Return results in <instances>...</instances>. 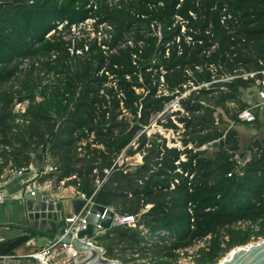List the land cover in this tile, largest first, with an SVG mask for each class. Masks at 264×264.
Here are the masks:
<instances>
[{"label":"trees","instance_id":"obj_1","mask_svg":"<svg viewBox=\"0 0 264 264\" xmlns=\"http://www.w3.org/2000/svg\"><path fill=\"white\" fill-rule=\"evenodd\" d=\"M119 4L0 0V177L28 170L36 159L53 168L41 182L65 181L94 204L134 218L135 227H112L94 240L105 259L179 264L178 251L203 242L193 264H218L264 239V132L242 150L233 127L261 126L258 109L253 123L237 116L249 107L242 91L256 88L264 70V0ZM88 18L111 26L105 49L47 37L58 24L66 22V30ZM152 25L160 26V38ZM23 60L32 62L25 80L7 87ZM34 63L54 81L37 83ZM249 73L257 75L240 77ZM15 99L29 102L22 124L15 123ZM158 116L163 130L182 131L180 148L146 134ZM122 153L140 154L142 162L124 161L104 180L103 170ZM97 180H104L99 188Z\"/></svg>","mask_w":264,"mask_h":264},{"label":"built area","instance_id":"obj_2","mask_svg":"<svg viewBox=\"0 0 264 264\" xmlns=\"http://www.w3.org/2000/svg\"><path fill=\"white\" fill-rule=\"evenodd\" d=\"M119 2L120 0H107V4L109 7L120 8ZM65 26H67L66 22L62 24H58L56 28L57 31L50 32L47 35V37L55 34L61 40L65 42H70L72 48L74 47V44L76 42L83 41L85 44L96 42L98 45L102 46L103 49H105V47L102 45L103 42L110 41V39L112 38L111 26H109L106 23H98L97 19L95 18H88L81 23L71 25L66 30H64ZM151 28L154 31V34L158 38H160L161 37L160 26L152 25ZM129 44L131 45V42ZM72 50L73 49H70L71 53H72ZM85 50H87V46L85 47ZM78 53L80 52L77 51V54ZM52 58H54V56H52ZM34 64L35 66H37L36 63ZM31 65H32L31 61L23 60L19 66L20 73H22L27 66L30 69ZM40 75L43 78L42 85H45L47 83H51L54 81L53 74L44 75V73H41ZM256 75L257 73H249V74H245L240 77H242L243 79H253ZM260 76L261 78L257 81V88L259 90H258V95L256 98V103L253 106H251L249 109L238 113L237 118L242 123H253L255 120L253 111L256 109L261 110L264 108V70L260 72ZM232 79L234 78L233 77L226 78L222 81H230ZM35 100L37 102H40L41 98L37 96ZM28 103H29L28 100H25L23 102H19L16 99L14 100V103L12 106V112L13 114L17 116V119L15 120L16 124H22L23 121L21 119V116L26 113ZM175 107H177L176 104H175ZM78 152L82 153L81 149H79ZM121 155L114 161V164L109 169L103 170L102 173L104 176V180L110 175V173L113 170H115L116 167L118 168L123 165L124 160ZM52 170L53 168L47 167L45 173L51 172ZM23 172H24L23 170H19V171L13 172L12 174L16 176H22ZM104 180L102 182L98 180L96 181L97 188L100 187L101 183H103ZM51 188H52L51 182L46 181L43 184L38 185L36 190L30 191V196L34 197L37 195L38 192L43 193V192L48 191ZM7 197L8 196L6 192L2 188H0V204H3L6 201ZM78 197L84 202V207L82 208V210L77 216H73L72 218H67L65 220V222L68 223V227L65 229L60 240H57V241L54 240L49 243H46L43 246L39 247L36 251H28L24 254H16L13 252L10 254L1 255L0 264H84L89 258L88 251L79 250L71 242L77 239L78 232L86 230V227H87L86 217L89 214L90 207L94 203L92 201V197L87 198L84 194H78ZM43 201L46 203H50L49 200H45L44 198H43ZM112 223L114 224L113 227L122 226V225H128L130 227H135L134 218L120 217L116 215L115 213H114V219ZM248 225H249L248 223H243V224L238 223L236 227L244 229ZM94 230H95V233L93 235V239L88 241V243H90L91 246H96L94 240L106 232L100 226H95ZM66 239H69V241L65 242L64 240ZM202 243L203 242H199L196 245H194L192 248L186 249L184 251H178L177 253L180 256L178 263L181 264L182 263L181 260H184L183 262L184 264H193L191 261L192 256L193 254H195V252L199 248L204 246V244ZM183 256H187V258H183Z\"/></svg>","mask_w":264,"mask_h":264},{"label":"water","instance_id":"obj_3","mask_svg":"<svg viewBox=\"0 0 264 264\" xmlns=\"http://www.w3.org/2000/svg\"><path fill=\"white\" fill-rule=\"evenodd\" d=\"M137 124L138 122L135 123ZM26 172L28 173V170ZM83 207L84 202L79 197L46 203L41 193L34 197L26 196L23 221L14 225H0V229L17 232L15 236L0 240V256L13 253L20 247L27 251H36L46 243L60 240L68 227L65 220L77 216ZM149 208L150 206L147 207ZM113 219L112 210L96 204L90 207L86 217V230L78 232L77 239L71 242L79 250L94 252L97 255V258L88 264H121L119 261L103 258L101 250L88 243L93 239L95 226H100L105 231L110 230L114 226ZM64 241L68 242L69 239ZM218 264H264V239L233 249Z\"/></svg>","mask_w":264,"mask_h":264},{"label":"crops","instance_id":"obj_4","mask_svg":"<svg viewBox=\"0 0 264 264\" xmlns=\"http://www.w3.org/2000/svg\"><path fill=\"white\" fill-rule=\"evenodd\" d=\"M40 169H42L41 173H39ZM45 172L46 169H44L42 164L36 159H34L33 164L28 169V173L24 171L22 176L13 175L7 170L4 171L3 175L0 177V188L6 192L8 197L3 204H0V225H14L22 222L24 199L26 196L30 195V191L36 190L38 185L46 181L51 182L52 188L46 192L38 193H41L43 198L49 200L50 203L78 197L73 187H60L59 185L61 183L55 186V182L51 178L41 182V177L47 174ZM26 188H29V193L25 192ZM16 234L17 232L14 230L0 229V240L15 236ZM26 252L28 251L22 247L14 251L16 254H24Z\"/></svg>","mask_w":264,"mask_h":264},{"label":"rangeland","instance_id":"obj_5","mask_svg":"<svg viewBox=\"0 0 264 264\" xmlns=\"http://www.w3.org/2000/svg\"><path fill=\"white\" fill-rule=\"evenodd\" d=\"M182 31H183V29H182ZM28 69L29 68L27 66L25 68V70L22 73H20L18 75V77L9 86H7V87L14 86L15 87L14 90H16L18 87H20L21 83L26 78L27 70ZM31 72H32V76L31 77L37 83H40L41 82L40 80L42 78L40 74L42 72L40 70H38V67L36 66L35 69H34V71H31ZM42 81H43V78H42ZM258 90H259L258 88H255L254 87V88H252L250 90L242 91V95H241L242 100L245 103L253 104L255 102V100H256L257 95H258ZM172 107H173L172 108L173 109L172 111H175L176 110L175 103L172 104ZM230 107L233 108L234 106L233 105H230ZM221 114H222L223 119L226 120V115L223 112H221ZM159 117L160 116L154 118L153 119V122L150 124V126L148 128H145L144 131L146 132V134L149 136V135L158 133V134L162 135L164 138H166L167 145L168 146H170V147L177 146V147L180 148V143L178 142V140H179V134L182 131H180L178 133H173L172 131H168L167 132V131L163 130L156 123V121H157V119ZM259 122H260V125H261L260 126V129H259L258 126H250V127H246V126H233L234 129H236L238 131V133H239L240 147H241L242 150H244L248 146V144L250 143V141L259 133V131L264 132V108L260 110ZM229 125L231 126V124H229ZM179 127L181 128V126H179ZM171 142H174V144H172ZM202 149L207 150L211 154H213L215 152V149L214 148H210V147H203ZM121 156H122V158H123L124 161H126L128 164H130L132 166L138 165L140 163V162L137 163V158L138 157L142 160L140 154H136L134 157L127 158V159H124V157H125L124 153H122ZM48 160L49 159H47V161ZM42 167H44V169H47V166H45V165H42ZM64 182L65 181L61 182V184L59 186L66 188L67 186L65 185ZM25 192H28L29 193V188H26L25 189ZM202 244H204V243H202ZM147 258H149V256H147ZM183 258H187V256H183ZM146 261H149V260L148 259H146V260H139L138 259L135 262H131L130 264H142L143 262H146ZM191 261L193 263V259ZM181 262H182L181 264H184L183 263L184 260H181Z\"/></svg>","mask_w":264,"mask_h":264},{"label":"bare ground","instance_id":"obj_6","mask_svg":"<svg viewBox=\"0 0 264 264\" xmlns=\"http://www.w3.org/2000/svg\"><path fill=\"white\" fill-rule=\"evenodd\" d=\"M257 88V87H256ZM257 98V97H256ZM256 103V100H255V102L253 103V104H249V107L247 108V109H249L251 106H253L254 104ZM246 109V110H247ZM245 111V110H244ZM243 112V111H242ZM138 162H141V159L138 157L137 158V163ZM89 253V258H88V260L84 263V264H88L90 261H93L94 259H96L97 258V255L94 253V252H88ZM103 262V261H102Z\"/></svg>","mask_w":264,"mask_h":264}]
</instances>
